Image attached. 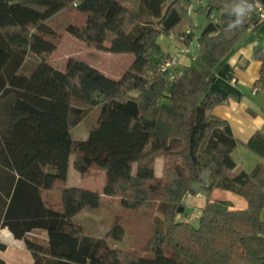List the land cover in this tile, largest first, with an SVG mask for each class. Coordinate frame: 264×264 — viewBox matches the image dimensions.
<instances>
[{
	"label": "trees",
	"instance_id": "obj_1",
	"mask_svg": "<svg viewBox=\"0 0 264 264\" xmlns=\"http://www.w3.org/2000/svg\"><path fill=\"white\" fill-rule=\"evenodd\" d=\"M188 1L0 0V104L8 112L0 165L18 176L0 227L23 240L34 264H264V134L256 131L244 144L263 161L236 172L239 141L211 113L227 97L210 93L220 62L264 22L254 5L264 0H248L254 8L234 30L226 5L238 0H207L196 8L204 18L197 55L180 77L167 80L159 71L165 53L158 40L194 39L185 32L192 28ZM64 9L87 14L81 26L65 27L77 41L134 55L118 79L83 61H50L56 47L45 21ZM254 56L261 63L254 88L264 93V49ZM93 110L87 137L73 139L72 129ZM71 156L81 178L104 171L102 194L118 197L124 208L155 206L160 217L152 220L144 256L109 246L123 238L121 216L103 237L87 235L75 222L79 212L99 206V194L67 185ZM218 191L224 197L213 199ZM197 192L205 195L198 224L178 220L185 197ZM33 228L47 231L45 246L26 236Z\"/></svg>",
	"mask_w": 264,
	"mask_h": 264
},
{
	"label": "crops",
	"instance_id": "obj_2",
	"mask_svg": "<svg viewBox=\"0 0 264 264\" xmlns=\"http://www.w3.org/2000/svg\"><path fill=\"white\" fill-rule=\"evenodd\" d=\"M189 16L191 19L193 18V21L194 18L197 19L201 28L203 17L196 10ZM192 30L195 33L193 26ZM173 36L163 37L167 41L166 44H168L166 49H164L166 54L174 51L175 47L183 45L177 37ZM160 38L162 39V37ZM196 40L194 39V45L197 44ZM159 43L162 45L160 41ZM258 49H264V22L259 27L248 30L224 60L220 62L215 80L210 87V93L227 97L226 101L214 107L211 113L226 120L234 137L239 141L232 154L236 162V172L241 170L249 172L257 163L263 161L261 157L244 146L256 131L260 130L264 134V93L258 88H254V82L259 77L258 74L261 67L260 61H257L254 56L255 51ZM189 63L190 61L187 57L182 59L181 64L183 66L189 65ZM7 113L4 104H0V134L6 128ZM72 161L73 159L70 158L67 178ZM156 164L159 166V174L162 169V165H159L156 160L155 175L157 173ZM17 182V174L0 165V219L3 218ZM20 185V188H31L25 183ZM223 197L224 193L221 192V198ZM204 203L205 195L202 192L187 195L184 199V212L180 214L183 218L180 217L178 220L189 222V216L193 215L196 218L189 223L197 225ZM84 211L75 215L74 220ZM34 231L40 232L45 243L43 245L45 246L48 241L47 231L43 228H33L26 233V236L32 239L30 235L33 236L35 234ZM0 243L6 246L5 249H0V260L3 264H34L32 254L26 249L23 240L15 238L9 228L0 227Z\"/></svg>",
	"mask_w": 264,
	"mask_h": 264
},
{
	"label": "rangeland",
	"instance_id": "obj_3",
	"mask_svg": "<svg viewBox=\"0 0 264 264\" xmlns=\"http://www.w3.org/2000/svg\"><path fill=\"white\" fill-rule=\"evenodd\" d=\"M202 16V15H201ZM203 17V16H202ZM87 18L86 13L71 11L64 9L59 11L45 21L46 25L54 31V34L46 38L55 44V51L50 57V61L54 65H64L68 59L83 61L98 69L105 76L111 79H118L124 71L134 61L132 53H111L100 50L91 49L85 44L71 37L65 27L68 25L81 26ZM202 24L204 18L201 20ZM192 26L195 30L193 38L200 34V24L197 19L192 18ZM192 29V28H191ZM192 32V31H191ZM158 41L161 42L162 49H166L168 44L163 36ZM174 37V36H173ZM193 39V40H194ZM166 54V52H164ZM95 111H91L76 128L72 130V138L76 140L85 139L89 133L90 125L93 123ZM73 159L74 157L71 156ZM158 164L162 165V159H157ZM67 185L77 187L91 192H98L99 206L95 209L85 210L76 217L75 222L82 226L84 232L93 237H103L110 229L112 222L117 216H121V225L124 229V235L120 242L108 240L111 247H124L126 250L144 256L143 247L148 241L152 233V220L154 217H160L155 206L150 208H142L140 210H129L124 208L118 197H109L102 194L104 187V171L92 169V175L87 178H81L79 173L73 168L70 163ZM156 175L159 174V166L156 164ZM213 199L221 198L220 192L211 194ZM180 218L181 215H178ZM183 218V217H181ZM193 215L188 218L189 222H193ZM35 234L31 238L40 243L45 244L43 237L39 231H34Z\"/></svg>",
	"mask_w": 264,
	"mask_h": 264
},
{
	"label": "built area",
	"instance_id": "obj_4",
	"mask_svg": "<svg viewBox=\"0 0 264 264\" xmlns=\"http://www.w3.org/2000/svg\"><path fill=\"white\" fill-rule=\"evenodd\" d=\"M206 2L207 0H189L185 5L187 13L189 15L194 13L196 8L200 6H206ZM74 5H76V2H74ZM254 5L259 20H264V6L259 2H255ZM208 17L212 22L218 21V16L214 11L209 12ZM191 31L193 32V30L188 27L185 30L186 35L191 33ZM177 39L183 45L180 47H175L174 51L171 53L164 54L159 64V71L165 75L167 80H173L181 76L183 68L185 67L183 64H181L183 58L187 57L191 63V61L194 60L197 55L198 46L197 44L194 45V40L191 42H185L184 37H178Z\"/></svg>",
	"mask_w": 264,
	"mask_h": 264
},
{
	"label": "clouds",
	"instance_id": "obj_5",
	"mask_svg": "<svg viewBox=\"0 0 264 264\" xmlns=\"http://www.w3.org/2000/svg\"><path fill=\"white\" fill-rule=\"evenodd\" d=\"M226 8L230 17L227 21L228 29L234 30L243 26L247 15L253 10L254 5L248 3V0H238V2L226 5Z\"/></svg>",
	"mask_w": 264,
	"mask_h": 264
},
{
	"label": "water",
	"instance_id": "obj_6",
	"mask_svg": "<svg viewBox=\"0 0 264 264\" xmlns=\"http://www.w3.org/2000/svg\"><path fill=\"white\" fill-rule=\"evenodd\" d=\"M215 80V77L212 78V82Z\"/></svg>",
	"mask_w": 264,
	"mask_h": 264
}]
</instances>
